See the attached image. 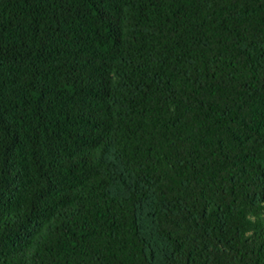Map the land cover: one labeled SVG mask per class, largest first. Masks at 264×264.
<instances>
[{
  "label": "trees",
  "instance_id": "1",
  "mask_svg": "<svg viewBox=\"0 0 264 264\" xmlns=\"http://www.w3.org/2000/svg\"><path fill=\"white\" fill-rule=\"evenodd\" d=\"M0 264H264V0H0Z\"/></svg>",
  "mask_w": 264,
  "mask_h": 264
}]
</instances>
